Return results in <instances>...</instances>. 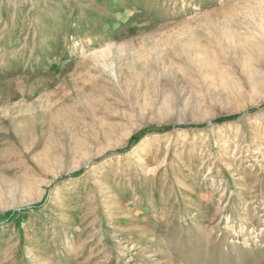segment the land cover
<instances>
[{
	"label": "rangeland",
	"instance_id": "obj_1",
	"mask_svg": "<svg viewBox=\"0 0 264 264\" xmlns=\"http://www.w3.org/2000/svg\"><path fill=\"white\" fill-rule=\"evenodd\" d=\"M261 29L264 0H0V264H264Z\"/></svg>",
	"mask_w": 264,
	"mask_h": 264
},
{
	"label": "bare ground",
	"instance_id": "obj_2",
	"mask_svg": "<svg viewBox=\"0 0 264 264\" xmlns=\"http://www.w3.org/2000/svg\"><path fill=\"white\" fill-rule=\"evenodd\" d=\"M260 29V28H259ZM260 36L262 37V38H264V29H261V32H260ZM232 38H233V36H232ZM232 46H233V48L234 49H238V46H237V42H235V43H233L232 44ZM246 47V46H245ZM247 50V49H246ZM59 104V103H58ZM60 119V118H59ZM63 122V121H62ZM57 123H59V122H57ZM66 123V122H65ZM25 126V125H24ZM56 126V125H55ZM25 127H27V126H25ZM29 127V126H28ZM30 130V129H29ZM51 158V157H50ZM42 165V164H41Z\"/></svg>",
	"mask_w": 264,
	"mask_h": 264
}]
</instances>
